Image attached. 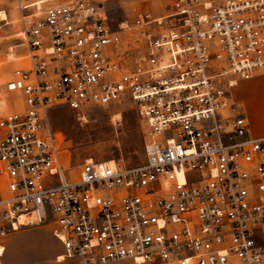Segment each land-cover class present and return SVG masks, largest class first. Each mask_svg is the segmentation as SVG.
<instances>
[{
    "label": "built area",
    "instance_id": "2783aa9c",
    "mask_svg": "<svg viewBox=\"0 0 264 264\" xmlns=\"http://www.w3.org/2000/svg\"><path fill=\"white\" fill-rule=\"evenodd\" d=\"M16 5L27 52L1 85L0 236L50 225L78 264H264V136L232 94L264 74V0H172L118 27L93 0ZM125 100L145 161L68 165L51 110Z\"/></svg>",
    "mask_w": 264,
    "mask_h": 264
},
{
    "label": "rangeland",
    "instance_id": "374dc122",
    "mask_svg": "<svg viewBox=\"0 0 264 264\" xmlns=\"http://www.w3.org/2000/svg\"><path fill=\"white\" fill-rule=\"evenodd\" d=\"M93 1L104 6L114 27L126 22L133 24L140 13L151 15L152 18H163L172 10V0ZM16 7V0H0V61L3 63L0 74V115L11 110L14 103L12 95H7L3 90L2 83L15 68L26 64L22 57L27 50L17 37L20 22ZM2 12L7 14V20L1 19ZM10 53H14L16 59H9ZM51 119L54 127L61 132L62 155L68 165L78 168L91 159H120L127 165H139L146 159V125L130 100L95 108L84 119H78L76 113L66 106H57L51 110ZM14 242L17 247L16 258L22 264H54L50 259L58 250V245L47 231L34 230L16 235ZM109 264L137 263L124 260Z\"/></svg>",
    "mask_w": 264,
    "mask_h": 264
},
{
    "label": "crops",
    "instance_id": "0c3cea01",
    "mask_svg": "<svg viewBox=\"0 0 264 264\" xmlns=\"http://www.w3.org/2000/svg\"><path fill=\"white\" fill-rule=\"evenodd\" d=\"M1 62V61H0ZM233 99L241 106V111L248 117L252 133L255 136H264V74L255 76L250 80H242L233 90ZM34 230H45L55 240L58 250L52 254L50 262L54 264L73 263L71 260H58L65 252L63 243L53 234L50 225L22 229L16 232L0 236V246L3 248L0 254L1 264H22L16 258L17 247L15 246L14 236Z\"/></svg>",
    "mask_w": 264,
    "mask_h": 264
},
{
    "label": "bare ground",
    "instance_id": "6f19581e",
    "mask_svg": "<svg viewBox=\"0 0 264 264\" xmlns=\"http://www.w3.org/2000/svg\"><path fill=\"white\" fill-rule=\"evenodd\" d=\"M1 15H2V18H1L2 20L8 19L7 14L2 12ZM8 58L9 59H16V55L14 53H10ZM116 117L118 118L119 114ZM2 251H3V248L0 246V254L2 253Z\"/></svg>",
    "mask_w": 264,
    "mask_h": 264
}]
</instances>
